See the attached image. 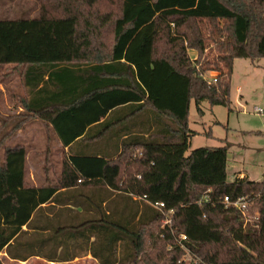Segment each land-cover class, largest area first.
<instances>
[{
	"label": "trees",
	"instance_id": "1",
	"mask_svg": "<svg viewBox=\"0 0 264 264\" xmlns=\"http://www.w3.org/2000/svg\"><path fill=\"white\" fill-rule=\"evenodd\" d=\"M53 1L42 0L33 18L0 17L1 82L21 80L22 122L48 123L69 153L56 180L34 187L25 181L26 148L9 143L19 121L1 132L0 254L55 263L89 255L97 264H264V177L228 182L225 141L185 155L190 102L198 115L202 102L230 112L234 59L264 58V0H57L52 13ZM203 21L216 34L214 61ZM212 71L209 83L204 74ZM99 122L106 141L90 143L85 132ZM224 197L244 199L245 215ZM51 202L67 205L58 212L72 220L36 226Z\"/></svg>",
	"mask_w": 264,
	"mask_h": 264
},
{
	"label": "rangeland",
	"instance_id": "2",
	"mask_svg": "<svg viewBox=\"0 0 264 264\" xmlns=\"http://www.w3.org/2000/svg\"><path fill=\"white\" fill-rule=\"evenodd\" d=\"M42 0H0V17L5 18H33L39 15L40 3ZM44 1V0H43ZM52 2L51 12L54 13ZM76 2L72 1L70 7L75 13ZM102 6H96V11ZM221 24V23H220ZM219 24V25H220ZM201 31L206 38V52L211 61L215 60L217 50L213 48L212 38L216 36L214 28L207 22L200 23ZM193 55H195V51ZM213 72V71H212ZM3 74L0 69V76ZM215 72L210 75L204 74V79L208 82L215 78ZM14 84L17 81L12 78ZM0 79V134L8 124H12L11 118L17 111V106L12 108L11 96L9 95L8 80ZM211 83V82H210ZM15 90V87H14ZM229 100L231 111L223 106H210L207 102H202L200 107L202 115L196 112L194 101L190 102L188 114V128L192 132L189 138L188 149L185 155L193 149L200 147H219L223 141L232 145L227 153L226 180L233 181V168L243 170L250 181L260 182L264 177V58L253 61L247 59H234L232 74L229 82ZM260 108L262 114H255L254 108ZM1 121H4L1 123ZM11 122V123H10ZM4 124V125H3ZM3 125V126H2ZM38 130L35 125H30L25 131L26 142L37 139ZM17 140L9 143L17 144ZM32 155V154H31ZM29 156L31 162L27 164L28 175L37 173L35 167V156ZM35 167V169H31ZM183 258V257H182ZM1 264H45L37 259H30L27 263L11 261L0 255ZM61 264H97L86 255L79 256L78 259L70 263Z\"/></svg>",
	"mask_w": 264,
	"mask_h": 264
},
{
	"label": "crops",
	"instance_id": "3",
	"mask_svg": "<svg viewBox=\"0 0 264 264\" xmlns=\"http://www.w3.org/2000/svg\"><path fill=\"white\" fill-rule=\"evenodd\" d=\"M190 56L194 57L195 55L194 52H189ZM210 75H212L213 72H209ZM15 80L17 81L16 85L13 82V79L11 78V80L8 82L9 84V95L11 96V104H12V108L14 106H17V111L14 112V114L12 115L11 118V122L12 124H8L7 129L9 131V129L12 127L13 123L19 121L18 123V129L13 132L12 137H10V140H17V144H21L26 148V157H25V181L28 185H32L34 187H38L40 185L43 184H47L49 183L50 180H56L58 178V174L60 172L61 169V163L60 161L64 158L67 157L69 155L68 153V147H62L60 141L58 140V138L56 137L55 133L53 132L51 126L47 123L44 124L43 121H41L40 119H32L28 122H22L23 120V114H24V109H23V103H21V101H23L25 94H26V90L24 88V86L22 85V82L19 78H15ZM15 87V90H14ZM2 93H4V89L2 88V90H0ZM4 116L0 117L3 118ZM10 122V123H11ZM96 123L93 124L91 126L88 127V129L85 132V136L87 135V140L90 143L99 141V140H104L106 141V136H105V132H107L106 129H102V133H99L98 131H100L99 128H94L96 125L100 124ZM21 124V125H20ZM30 125H35L37 127L38 130V134H37V139L33 138L31 139V142H26V138H25V131L27 130V128ZM115 139L114 137H110L109 140H113ZM232 145H230L231 147ZM230 147L228 148V150L230 149ZM110 150V149H109ZM228 153V151H227ZM32 154V155H31ZM31 155L35 156V167L38 168V172L33 174L30 173L28 175L27 172V164L28 162H31V159H28L29 156ZM32 163V162H31ZM228 163V162H227ZM226 163V166H227ZM35 167L31 166V169H35ZM233 168V178L234 176H245L248 178L247 174L243 172V170H238L235 167ZM249 179V178H248ZM251 180V179H249ZM51 206H55L53 210H49L48 208H51ZM64 206L67 205H54L52 202L47 203L42 205L43 210L38 213V218L36 219V226H40V225H45L47 224L49 221L54 220L60 224H65L67 225V223L69 221L72 220L71 214L67 213L65 211L59 213L58 210L60 208H65ZM23 230H26V227L22 228ZM0 255H2L3 257H5L8 260H11L9 258L6 257V255L4 253H1ZM88 257H90L89 255H86ZM91 258V257H90ZM30 259H37V261H41L45 264H61V263H55V262H47L42 258L39 257H30L25 261H15V260H11V261H15V262H19V263H27ZM78 259L75 258L74 260ZM92 259V258H91ZM73 260V261H74ZM94 260V259H92ZM71 261V262H73ZM95 261V260H94ZM70 263V262H67Z\"/></svg>",
	"mask_w": 264,
	"mask_h": 264
},
{
	"label": "built area",
	"instance_id": "4",
	"mask_svg": "<svg viewBox=\"0 0 264 264\" xmlns=\"http://www.w3.org/2000/svg\"><path fill=\"white\" fill-rule=\"evenodd\" d=\"M210 82L214 83L215 82V78H212L209 81V83ZM253 112L255 114H262V110L260 108H256V107L253 109ZM222 203L226 204L228 206L234 207V208L240 210L243 213L245 212L246 205H247V202L244 199H238V200H235V201H229L227 197L223 198ZM155 206H157L159 208H162L164 206V204L163 203H156ZM170 214H172V210H170L167 214H164V219L162 221V223L164 225H168L170 223V218H169ZM244 215H245V213H244ZM255 219H256V217H255ZM186 241H187L186 236L183 235V234H180L178 239H177V244L186 253L183 256V258H182V260H184V261L185 260H189V258H190V256L188 255L189 252L187 251L186 247L184 246V242H186Z\"/></svg>",
	"mask_w": 264,
	"mask_h": 264
}]
</instances>
